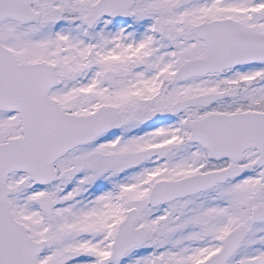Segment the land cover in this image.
<instances>
[{
	"label": "snow or ice",
	"instance_id": "6c2138e0",
	"mask_svg": "<svg viewBox=\"0 0 264 264\" xmlns=\"http://www.w3.org/2000/svg\"><path fill=\"white\" fill-rule=\"evenodd\" d=\"M0 264H264V0H0Z\"/></svg>",
	"mask_w": 264,
	"mask_h": 264
}]
</instances>
